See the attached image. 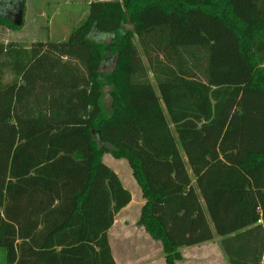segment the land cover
<instances>
[{
	"label": "trees",
	"instance_id": "1",
	"mask_svg": "<svg viewBox=\"0 0 264 264\" xmlns=\"http://www.w3.org/2000/svg\"><path fill=\"white\" fill-rule=\"evenodd\" d=\"M214 45L239 83L214 84ZM105 154L165 264L215 236L264 264V0L96 1L67 38L0 42V264H116L131 195Z\"/></svg>",
	"mask_w": 264,
	"mask_h": 264
},
{
	"label": "rangeland",
	"instance_id": "2",
	"mask_svg": "<svg viewBox=\"0 0 264 264\" xmlns=\"http://www.w3.org/2000/svg\"><path fill=\"white\" fill-rule=\"evenodd\" d=\"M5 1L8 3L10 0H0V7L7 5L8 9H12L13 5L5 4ZM96 1L116 0H24L19 28L12 30L0 24V42L29 45L35 42L58 41L61 38H67L70 32L85 19L88 5ZM5 19L9 21L7 23H13L7 17ZM232 50L234 53L231 52ZM212 52H218L214 55L212 64L215 76L220 77L215 80L214 84L239 83L240 80L234 78V72L228 68L227 63V55H235L231 57L234 59L233 68L239 67L240 60L235 48L214 45ZM224 52L225 58L220 54ZM239 74L246 75V72L241 70ZM102 161L115 172L122 186L130 193L132 200L123 212L115 216L114 223L108 232V242L110 241L114 260L117 264H165L161 245L151 240L143 228L137 225L144 201L127 163L113 159L108 154L103 156ZM220 242L221 238L215 236L210 242L194 248L181 249L179 264H228Z\"/></svg>",
	"mask_w": 264,
	"mask_h": 264
},
{
	"label": "flooded vegetation",
	"instance_id": "3",
	"mask_svg": "<svg viewBox=\"0 0 264 264\" xmlns=\"http://www.w3.org/2000/svg\"><path fill=\"white\" fill-rule=\"evenodd\" d=\"M3 1V0H2ZM12 0L8 1V3L5 1V4L13 5L12 9H8V6L5 5L4 7H0V17L3 16L2 18L7 17L9 20H12V22L15 24L17 22L20 12L22 11L21 8L23 7L20 6L21 1L20 0Z\"/></svg>",
	"mask_w": 264,
	"mask_h": 264
},
{
	"label": "crops",
	"instance_id": "4",
	"mask_svg": "<svg viewBox=\"0 0 264 264\" xmlns=\"http://www.w3.org/2000/svg\"><path fill=\"white\" fill-rule=\"evenodd\" d=\"M111 63L109 62V63H107V65L105 66V69H110L111 68ZM121 182V181H120ZM132 203V200L130 201V203L125 207V208H123L120 212H123L124 211V209H126L130 204ZM119 212V213H120ZM110 231V230H109ZM110 242V241H109ZM109 246H110V244H109ZM194 248V247H193ZM110 249H111V253H112V256H113V250H112V248H111V246H110ZM114 257V256H113ZM114 259V258H113ZM115 261V263L117 264V262H116V260H114Z\"/></svg>",
	"mask_w": 264,
	"mask_h": 264
},
{
	"label": "water",
	"instance_id": "5",
	"mask_svg": "<svg viewBox=\"0 0 264 264\" xmlns=\"http://www.w3.org/2000/svg\"><path fill=\"white\" fill-rule=\"evenodd\" d=\"M20 6H22V3H20ZM21 10H22V8H21ZM21 13H22V11L20 12V16H19L17 22H15V25H16V26H19V25H20Z\"/></svg>",
	"mask_w": 264,
	"mask_h": 264
}]
</instances>
